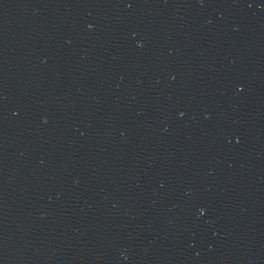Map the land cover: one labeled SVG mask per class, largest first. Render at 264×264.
I'll list each match as a JSON object with an SVG mask.
<instances>
[{
  "label": "water",
  "instance_id": "water-1",
  "mask_svg": "<svg viewBox=\"0 0 264 264\" xmlns=\"http://www.w3.org/2000/svg\"><path fill=\"white\" fill-rule=\"evenodd\" d=\"M0 264H264V0H0Z\"/></svg>",
  "mask_w": 264,
  "mask_h": 264
}]
</instances>
